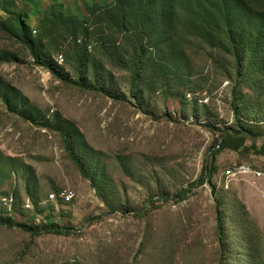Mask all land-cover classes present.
Instances as JSON below:
<instances>
[{
    "label": "rangeland",
    "instance_id": "rangeland-1",
    "mask_svg": "<svg viewBox=\"0 0 264 264\" xmlns=\"http://www.w3.org/2000/svg\"><path fill=\"white\" fill-rule=\"evenodd\" d=\"M116 2L0 0V264H264V183L224 174L264 157L217 155L221 234L209 184L173 198L236 120L264 145V0Z\"/></svg>",
    "mask_w": 264,
    "mask_h": 264
},
{
    "label": "trees",
    "instance_id": "trees-1",
    "mask_svg": "<svg viewBox=\"0 0 264 264\" xmlns=\"http://www.w3.org/2000/svg\"><path fill=\"white\" fill-rule=\"evenodd\" d=\"M176 0H117L116 5L119 7H123L125 6V4L127 3L128 5H132V4H137L138 7L140 9H144L145 6H151L153 4H159L160 8L163 11H169V9L172 7V5L174 4ZM25 15L24 13L20 12L16 15V23L17 26L20 28V30H23L25 25ZM20 42L26 46L27 48H29L31 51H33L32 46L30 44V42L28 40H26L24 33L22 32L20 38H19ZM37 63H39L40 65L44 66L54 77H56L59 80H62L66 83H70L73 85L78 86L80 89L83 90H92V91H102L101 89H97L95 87L92 86H88L84 80H83V64L79 63L77 65V73H78V78L79 80L77 82H73L72 80L68 79L65 76H62L60 74L57 73L56 69L53 67L52 64H48L43 62L41 59H37ZM117 100H124V98H116ZM237 121V125L239 127V129L243 130V133L241 132H234L231 130H226L221 132V136L220 139L217 140L215 142V144L210 148L200 176L198 177V179L194 182L188 185L187 188H181L180 190H178L173 198L175 201H179L181 199H183V197L186 195V193L190 192L193 188H196L198 186H201L205 183L209 184V186L211 187V192L214 196L215 202L217 204V209H216V221H217V228L219 233L221 234L223 231V208H222V203L220 201L219 198V193L217 191V187L216 184H214L213 182V175L214 173L217 171V167H216V158L217 155L219 154L220 151L222 150H230V151H234V152H239V151H244V152H249L251 151L254 155H257L259 157H264V145L261 147H258L255 143L251 144L250 146L246 145V140L251 138L252 140H256L257 138H259L260 133L256 132V131H252L249 128H246L244 125L241 124V122L239 120ZM237 133H239V135H237ZM251 134V135H249ZM64 140V147L66 149L67 152H69L71 158L77 162L69 141L67 138H63ZM219 147V149H216V147ZM168 196L167 195H163L160 196L156 199V201H167ZM154 205V201L152 200H148L145 202L144 206L141 208L142 211L145 210L147 208L148 205ZM0 224L5 225L7 227H12L14 226L11 222L6 221V220H0ZM15 226L20 227L21 229H23L24 231L28 232L32 238L36 237V236H41L43 234H55V235H64L68 233V229L64 228V227H59L56 226L54 224H46L45 226H43V228L41 229H36L33 230L32 227L26 225V224H16Z\"/></svg>",
    "mask_w": 264,
    "mask_h": 264
},
{
    "label": "built area",
    "instance_id": "built-area-1",
    "mask_svg": "<svg viewBox=\"0 0 264 264\" xmlns=\"http://www.w3.org/2000/svg\"><path fill=\"white\" fill-rule=\"evenodd\" d=\"M208 98H201L198 101L200 103H207ZM225 176L227 179L245 177L264 183V162L260 165L252 164H235L225 170ZM66 200L72 198V194H61ZM52 198L54 196H51Z\"/></svg>",
    "mask_w": 264,
    "mask_h": 264
}]
</instances>
